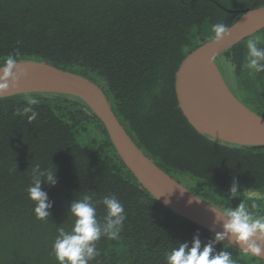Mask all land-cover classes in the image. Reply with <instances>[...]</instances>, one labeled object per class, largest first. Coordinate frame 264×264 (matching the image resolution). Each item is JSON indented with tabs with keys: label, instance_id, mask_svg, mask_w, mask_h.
Wrapping results in <instances>:
<instances>
[{
	"label": "trees",
	"instance_id": "obj_1",
	"mask_svg": "<svg viewBox=\"0 0 264 264\" xmlns=\"http://www.w3.org/2000/svg\"><path fill=\"white\" fill-rule=\"evenodd\" d=\"M253 6L264 7V0H0V67L13 56L93 82L134 144L164 173L176 181H202L210 195L190 191L219 210L243 203L264 216V146L225 145L200 135L175 93L179 65L215 38L212 26L228 29ZM249 38L215 63L225 82L224 75L230 76L232 89L226 84L236 99L264 118V72L251 74L245 67ZM258 46L264 48V41ZM29 96L39 100L31 122L30 114L17 115ZM36 164L56 169V184H42L52 204L44 220L33 214L26 191ZM233 180L238 190L230 196ZM113 195L126 219L118 239L96 242L99 255L89 264H167V253L179 243L190 246L198 236L203 247L215 239L138 183L80 99L47 93L0 99V264H57L52 244L59 228L72 225L70 204ZM95 206L103 221V205ZM223 249L235 264H264L223 241L214 243L215 251Z\"/></svg>",
	"mask_w": 264,
	"mask_h": 264
},
{
	"label": "water",
	"instance_id": "obj_2",
	"mask_svg": "<svg viewBox=\"0 0 264 264\" xmlns=\"http://www.w3.org/2000/svg\"><path fill=\"white\" fill-rule=\"evenodd\" d=\"M264 29V7L248 8L227 32L187 55L175 74L178 106L188 123L202 136L225 145L264 146V118L252 112L232 94L215 63L227 49ZM4 67V66H2ZM0 67V68H2ZM0 99L30 93L62 94L83 101L104 125L109 139L124 165L138 183L164 207L212 233L223 231L219 209L197 197L168 176L138 149L113 114L101 88L70 72L46 63L20 61L8 77L0 74ZM245 252L230 238L222 240Z\"/></svg>",
	"mask_w": 264,
	"mask_h": 264
},
{
	"label": "clouds",
	"instance_id": "obj_3",
	"mask_svg": "<svg viewBox=\"0 0 264 264\" xmlns=\"http://www.w3.org/2000/svg\"><path fill=\"white\" fill-rule=\"evenodd\" d=\"M215 37L219 38L227 32L223 23L212 26ZM247 56L245 67L251 74L264 72V48L258 46V39H249L246 44ZM17 59L9 56L5 66L0 68V74L10 77L17 66ZM7 88V83H0V89ZM39 104L34 96L26 98V106L17 110V115H27L29 122L35 120L38 113L33 106ZM52 166V165H51ZM41 169L39 164L32 168V183L27 188L28 199L34 202L33 214L37 219L44 220L50 215L52 207L47 193L42 190V184H56V169ZM238 190L235 180L229 189L230 196ZM96 203L103 205L105 215L103 221L97 217ZM72 220L70 229L59 228L52 244V254L57 264H89L98 255L96 242L102 236L110 240L119 238V232L126 219L122 203L113 195L105 196L100 201L93 202L91 196L73 201L68 207ZM223 219V231L217 233L213 242L201 246L198 236L191 245L183 242L166 255L167 264H235L233 255L227 250H214V243L230 238L245 252L260 256L264 251V216L252 214L243 203L236 208H226L216 211Z\"/></svg>",
	"mask_w": 264,
	"mask_h": 264
},
{
	"label": "rangeland",
	"instance_id": "obj_4",
	"mask_svg": "<svg viewBox=\"0 0 264 264\" xmlns=\"http://www.w3.org/2000/svg\"><path fill=\"white\" fill-rule=\"evenodd\" d=\"M253 38H257L258 40H260V42H263L264 41V33L261 35L260 34H254L249 39H253ZM225 74H226V72H225ZM224 77H225L227 84L232 89V86L230 85V82H229L230 76L228 74H226V75H224ZM176 179L185 188H187L189 190H193L195 193H197L201 197H203V195H207V196L210 195L209 191L206 190L205 185L200 184V183H202V181H198L195 179H189L186 177H179V178L176 177ZM247 195L251 196V197H259L260 196L259 193H257V192H248ZM209 197H212V196H209ZM205 200H208V199L205 198Z\"/></svg>",
	"mask_w": 264,
	"mask_h": 264
}]
</instances>
